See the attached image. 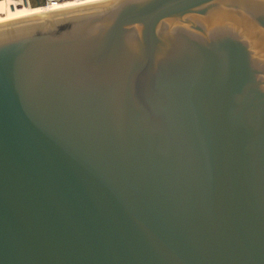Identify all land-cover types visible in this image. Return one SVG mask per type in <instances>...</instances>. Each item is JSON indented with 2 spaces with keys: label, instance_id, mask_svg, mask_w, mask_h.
Wrapping results in <instances>:
<instances>
[{
  "label": "water",
  "instance_id": "obj_1",
  "mask_svg": "<svg viewBox=\"0 0 264 264\" xmlns=\"http://www.w3.org/2000/svg\"><path fill=\"white\" fill-rule=\"evenodd\" d=\"M0 264H264V0L1 21Z\"/></svg>",
  "mask_w": 264,
  "mask_h": 264
},
{
  "label": "bare ground",
  "instance_id": "obj_2",
  "mask_svg": "<svg viewBox=\"0 0 264 264\" xmlns=\"http://www.w3.org/2000/svg\"><path fill=\"white\" fill-rule=\"evenodd\" d=\"M73 3L88 4V0H48L46 5L37 7L25 5L23 0H0V22L31 15L44 14L52 9ZM11 5H14L15 9H12Z\"/></svg>",
  "mask_w": 264,
  "mask_h": 264
}]
</instances>
